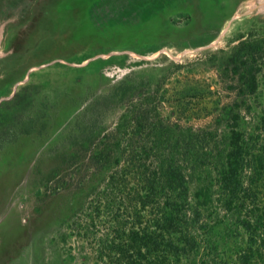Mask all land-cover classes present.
Here are the masks:
<instances>
[{"label":"rangeland","instance_id":"1","mask_svg":"<svg viewBox=\"0 0 264 264\" xmlns=\"http://www.w3.org/2000/svg\"><path fill=\"white\" fill-rule=\"evenodd\" d=\"M243 40L264 44V0H0V264H104L116 168L94 159L103 137L130 108L148 131L162 118L221 141L236 95L219 75ZM258 84L244 129L264 110V71Z\"/></svg>","mask_w":264,"mask_h":264},{"label":"trees","instance_id":"2","mask_svg":"<svg viewBox=\"0 0 264 264\" xmlns=\"http://www.w3.org/2000/svg\"><path fill=\"white\" fill-rule=\"evenodd\" d=\"M263 71L264 44L241 41L219 75L236 96L219 118L228 131L218 142L162 118L148 131L144 109L127 108L119 117L94 154L101 168H116L106 185L110 195L100 198L104 210L115 211L107 232L95 238L101 262L264 264V110L253 128L240 123ZM218 226L227 232L224 252L211 234Z\"/></svg>","mask_w":264,"mask_h":264}]
</instances>
